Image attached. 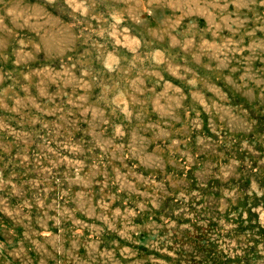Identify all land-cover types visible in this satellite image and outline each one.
<instances>
[{"label": "rangeland", "instance_id": "rangeland-1", "mask_svg": "<svg viewBox=\"0 0 264 264\" xmlns=\"http://www.w3.org/2000/svg\"><path fill=\"white\" fill-rule=\"evenodd\" d=\"M0 264H264V0H0Z\"/></svg>", "mask_w": 264, "mask_h": 264}]
</instances>
